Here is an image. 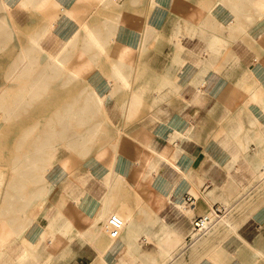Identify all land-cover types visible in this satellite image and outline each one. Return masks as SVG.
<instances>
[{"label": "crops", "instance_id": "0c3cea01", "mask_svg": "<svg viewBox=\"0 0 264 264\" xmlns=\"http://www.w3.org/2000/svg\"><path fill=\"white\" fill-rule=\"evenodd\" d=\"M6 2L7 29L78 73L105 121L87 115L102 144L85 157L55 165V152L40 210L0 264H264V0ZM68 69L52 85L78 96ZM213 206L226 217L184 247Z\"/></svg>", "mask_w": 264, "mask_h": 264}, {"label": "rangeland", "instance_id": "374dc122", "mask_svg": "<svg viewBox=\"0 0 264 264\" xmlns=\"http://www.w3.org/2000/svg\"><path fill=\"white\" fill-rule=\"evenodd\" d=\"M5 8L0 5V28L3 27L0 30V88L6 86L3 92L5 98L0 102V228L14 224L16 233L27 228L36 218V215H32L40 210V199L48 188L46 174L39 172V169H30L31 163H47L48 168H53L64 156L85 157L78 150L85 152L95 144L96 147L102 144V139L95 142L100 138L101 128L85 126L87 115L90 114L95 121L105 120L101 113V96L90 89V96L87 97L86 83L80 80L79 74L72 75V70L66 66L58 68L52 62L44 64L37 61L41 50L31 40L32 47L29 46L25 35L28 31L23 32L20 25H16L17 35H14L13 30L7 29L5 15L1 14ZM23 49L29 51L31 58L27 74L24 78L9 81L8 75L19 61ZM65 69H68L67 80L78 77L76 81L72 80L75 84L72 90H78V96L69 93V86L64 87L65 80L62 87L52 85L56 72H64ZM74 103H78V107H74L79 109L70 110ZM60 104L62 108L51 109ZM7 115L10 116L5 119ZM57 150L58 159L54 165ZM21 171L23 174L19 175ZM34 191L42 194L38 205V200L34 202L32 198ZM21 193L26 196L23 200L18 196ZM50 193L51 190L46 198ZM10 194L17 195L13 198ZM2 208L11 209V213H2ZM8 237L5 235L0 239V247Z\"/></svg>", "mask_w": 264, "mask_h": 264}, {"label": "bare ground", "instance_id": "6f19581e", "mask_svg": "<svg viewBox=\"0 0 264 264\" xmlns=\"http://www.w3.org/2000/svg\"><path fill=\"white\" fill-rule=\"evenodd\" d=\"M0 5H2V6H4V7H7V2H6V0H0ZM3 29V27H1L0 28V30H2ZM50 33V32H49ZM49 35V34H48ZM50 36H51V34H50ZM42 37V36H41ZM41 37H40V39H41ZM31 42H32V44L37 48V49H39V50H41V51H43V48H42V46L40 45V40H39V38L37 37V36H32L31 37ZM44 44H46V43H44ZM47 46V45H46ZM47 47H49V46H47ZM46 47V48H47ZM47 50V49H46ZM55 51V50H54ZM58 51V50H57ZM45 52V51H44ZM57 53V52H56ZM58 58H59V56H58ZM50 60H52L51 62H52V65H54L55 67H58V68H64L65 67V64H63V63H61L60 61L59 62H55V60H56V58L55 57H51V59ZM54 60V61H53ZM57 61H58V59H57ZM30 62H31V58H30V55H29V51H25L24 49L21 51V56H20V59H19V61L16 63V65H15V67L13 68V70L11 71V73L8 75V80L10 81V80H15V79H21V78H24L25 77V75L27 74V70L29 69V64H30ZM71 74L72 75H74V76H77L78 75V73H76V72H74V71H71ZM6 89V86H2L1 88H0V102H3V100H4V96H3V92H4V90ZM9 116L10 115H7V116H5V119H8L9 118ZM76 117H73V119H75ZM51 152V151H50ZM49 165V164H48ZM51 165V164H50ZM31 166H32V168H30V169H39V172H42V173H44V174H46L47 173V171H48V167H47V163L46 164H44V165H42V164H39V163H37V162H32L31 163ZM23 174V172L21 171L20 173H19V175H22ZM20 181H22V179H20ZM15 190L17 189V187H13ZM19 189H20V187H19ZM37 191V190H36ZM36 191H34L35 193H33L32 194V198H33V201L35 202V201H37L38 200V203L36 204V205H38L39 204V199L42 197V194L41 193H38V192H36ZM17 194H10V196L11 197H15ZM18 196H19V198L20 199H24L26 196H25V194H18ZM41 200V199H40ZM190 204V203H189ZM34 207V206H33ZM35 209V208H34ZM2 211V213H11V209H9V208H2L1 209ZM33 211V210H32ZM38 212V211H37ZM31 214V213H30ZM35 215H37V213H35L34 215H32V216H35ZM226 216L224 215V216H222L221 217V219L220 220H222V219H224ZM219 220V221H220ZM1 229V228H0ZM14 229H15V226H14V224H12V225H9V224H6L5 226H3V228L0 230V239L1 238H3L5 235L7 236H11L12 234H14ZM211 231V230H210ZM209 232V231H208ZM208 232H206V233H208ZM205 233V234H206ZM196 232L194 231V228H192V230H191V233L189 234V236H193L194 238L195 237H197L196 236ZM204 235V234H203ZM198 238H195L192 242H187L186 240H185V246L184 247H187L188 245H192L196 240H197ZM28 244V243H27ZM29 246H31V242H30V244H29ZM24 247V246H23ZM3 248L4 247H0V252H2L3 251ZM28 250V249H27ZM27 254V253H26ZM29 255V254H28ZM27 255V256H28ZM26 255L23 257V258H25V257H27ZM26 259V258H25ZM22 260V259H21ZM23 261H24V259H23ZM2 263V262H1Z\"/></svg>", "mask_w": 264, "mask_h": 264}, {"label": "built area", "instance_id": "2783aa9c", "mask_svg": "<svg viewBox=\"0 0 264 264\" xmlns=\"http://www.w3.org/2000/svg\"><path fill=\"white\" fill-rule=\"evenodd\" d=\"M190 203H193V198L189 196ZM228 209L223 206H213L209 212L199 216L193 220V228L197 233L195 238H199L206 232L212 230L217 222L227 213ZM124 225L123 217L118 213H112L104 226L105 231L111 238H116L121 234ZM193 236H189V243L195 239Z\"/></svg>", "mask_w": 264, "mask_h": 264}]
</instances>
